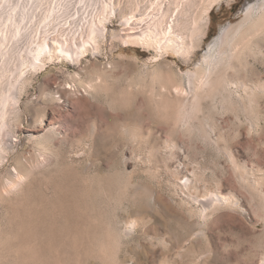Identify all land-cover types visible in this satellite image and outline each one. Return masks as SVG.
<instances>
[{
	"label": "rangeland",
	"instance_id": "rangeland-1",
	"mask_svg": "<svg viewBox=\"0 0 264 264\" xmlns=\"http://www.w3.org/2000/svg\"><path fill=\"white\" fill-rule=\"evenodd\" d=\"M86 1L69 0L70 14L94 0ZM129 1L138 3L112 0L98 45L75 61L59 54L20 89L4 138L12 149L0 153V264H261L264 35L255 39L261 51L228 71L255 102L236 85L222 95H241L247 112L224 110L208 87L189 104L190 79L203 69L208 78L205 55L248 2L216 1L200 42L158 51L141 40L144 25L129 29ZM211 192L231 202L206 219L200 201Z\"/></svg>",
	"mask_w": 264,
	"mask_h": 264
},
{
	"label": "bare ground",
	"instance_id": "bare-ground-1",
	"mask_svg": "<svg viewBox=\"0 0 264 264\" xmlns=\"http://www.w3.org/2000/svg\"><path fill=\"white\" fill-rule=\"evenodd\" d=\"M22 1L23 3H20V0H0V129L2 131L1 137H3L0 153L2 154H7L12 149V141L4 138L8 137V131L10 132L7 129L11 126L10 121L13 115L21 107L19 92L22 86L26 85L29 75L33 71L46 67L49 62L57 59L56 57L59 58L60 55L75 61V55L78 58L86 54L88 45L93 43L98 45V40L107 36L109 32L105 21L107 15L117 11L116 3L112 0H94L93 3L91 2L92 5H82L81 11L78 10L79 12L74 15L69 12L71 8L69 0ZM216 1L218 0H146L147 4L144 6H141L139 0L138 3L129 1L131 13L126 18V22L130 26V30H136L135 25H144L143 29L146 28L142 30L141 40H144L145 45L158 51L176 49L179 43H182L184 48L190 49L191 47L185 45L184 40L188 39L193 43L202 40L206 18L212 8L211 6ZM83 11V15L89 16L86 21L79 16ZM137 11L140 12L139 16L136 15ZM243 15L242 21L240 20L238 24L230 23L222 29L221 34L216 39L215 46L210 49L207 56L205 55V61L210 65L212 63L213 66L208 72V78L204 80L203 74L206 71L203 69L196 75L195 80L194 78L190 79L189 83H191L193 94L192 98L190 97V102L188 100L189 104L192 100L198 101L199 96L205 94L202 91H205L207 87L209 90L207 89L206 94L214 100L218 96H222L230 85H236L237 89L241 87L248 96L250 95L251 88L241 79L239 86L234 81L236 78L234 79L228 71L236 68V61L244 66V57L247 53L261 51L260 46L256 45L255 39L264 35V0L248 2L243 9ZM130 34L135 33L130 31ZM73 42L75 43L74 46ZM196 81L198 84L195 83ZM199 91L203 94H198ZM252 93L249 99L250 107L256 99L255 91L252 90ZM222 98L223 100L220 101H222L224 110L236 106L243 112H247L248 106L245 105L241 95L236 97L234 93H231L229 97L222 96ZM186 108L189 109L185 106L184 109ZM65 116L70 118L71 111H68ZM187 122L189 121L187 120ZM46 125H53V121H48ZM207 133L202 135L205 142L210 138ZM210 139L208 141H211ZM213 143L210 142L212 145ZM217 145L219 144L217 143ZM15 171H17V176L21 177L18 170ZM236 173L238 176L240 175L243 182L249 183L248 178L241 174L238 169ZM260 179L262 181V178ZM188 181L185 183L186 187H188ZM14 185L12 180L6 182L7 187H14ZM206 197L205 200L200 201L204 205L201 215L206 219L209 216L207 210L231 202L227 196L219 192H211ZM193 202L199 203V200L194 198ZM259 208L264 212V200L259 204ZM127 232L129 234L132 230ZM261 264H264V260Z\"/></svg>",
	"mask_w": 264,
	"mask_h": 264
},
{
	"label": "trees",
	"instance_id": "trees-1",
	"mask_svg": "<svg viewBox=\"0 0 264 264\" xmlns=\"http://www.w3.org/2000/svg\"><path fill=\"white\" fill-rule=\"evenodd\" d=\"M211 15H213V16H214V10L211 12Z\"/></svg>",
	"mask_w": 264,
	"mask_h": 264
},
{
	"label": "water",
	"instance_id": "water-1",
	"mask_svg": "<svg viewBox=\"0 0 264 264\" xmlns=\"http://www.w3.org/2000/svg\"><path fill=\"white\" fill-rule=\"evenodd\" d=\"M247 2H251V1H253V0H246Z\"/></svg>",
	"mask_w": 264,
	"mask_h": 264
},
{
	"label": "snow or ice",
	"instance_id": "snow-or-ice-1",
	"mask_svg": "<svg viewBox=\"0 0 264 264\" xmlns=\"http://www.w3.org/2000/svg\"><path fill=\"white\" fill-rule=\"evenodd\" d=\"M202 228H203V225H202ZM203 233H201V235H202Z\"/></svg>",
	"mask_w": 264,
	"mask_h": 264
}]
</instances>
